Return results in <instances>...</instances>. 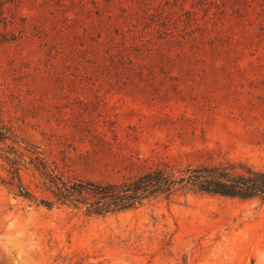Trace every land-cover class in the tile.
I'll use <instances>...</instances> for the list:
<instances>
[{"label":"rangeland","instance_id":"obj_1","mask_svg":"<svg viewBox=\"0 0 264 264\" xmlns=\"http://www.w3.org/2000/svg\"><path fill=\"white\" fill-rule=\"evenodd\" d=\"M0 130V264H264L260 198L88 215L40 176L264 168V0H0ZM5 152L31 196L6 183Z\"/></svg>","mask_w":264,"mask_h":264},{"label":"trees","instance_id":"obj_2","mask_svg":"<svg viewBox=\"0 0 264 264\" xmlns=\"http://www.w3.org/2000/svg\"><path fill=\"white\" fill-rule=\"evenodd\" d=\"M4 139L6 135L0 130V140ZM2 158L11 166L6 183L21 195L31 196L20 180L16 157L5 152ZM40 176L54 202L83 209L88 215L134 209L145 201L167 199L179 192L264 200V168L244 160L188 163L184 167L163 160L135 176L117 181L69 180L46 169L40 171ZM42 202L48 206L53 203Z\"/></svg>","mask_w":264,"mask_h":264}]
</instances>
